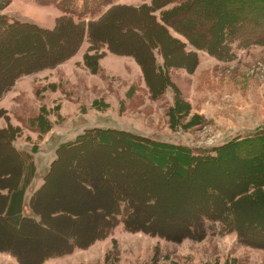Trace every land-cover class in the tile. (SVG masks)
Returning <instances> with one entry per match:
<instances>
[{"label": "rangeland", "instance_id": "374dc122", "mask_svg": "<svg viewBox=\"0 0 264 264\" xmlns=\"http://www.w3.org/2000/svg\"><path fill=\"white\" fill-rule=\"evenodd\" d=\"M68 2L61 0L60 4ZM121 2L125 4H116L117 7L141 8L161 24L177 6L162 4L161 0ZM257 9L260 12V5H256ZM60 15L61 11L53 5H38L33 0H0V16H6L10 23H31L38 30L15 28L14 33L12 30L1 35L0 89L16 81L2 97L14 92L6 99L0 98V131L9 129L5 138L18 139L21 148L33 154L35 189L55 158V148L62 142L70 145L60 153L62 162L54 168L38 200L47 195L53 197L51 204L60 203L53 209L68 208L70 196L80 204L88 203L78 215H92L88 217L93 222L88 223L92 226L87 234L97 235L99 231L88 245H75L67 254L53 256L44 264H264V248L259 247L262 238L260 232L254 231L264 215V202H260V197L264 198V177L260 178V173L264 175V152L259 161L249 163L241 161L228 146L221 148L228 142L253 139L251 135L257 129L264 132V40H249L242 46L235 41L217 58L202 51L207 58L201 63L195 58L166 63L165 57L161 60L158 56L162 63L158 71L167 86L157 95L154 87L151 94L139 85L145 71L135 56L127 55L122 63L118 59L121 74L106 76L100 73L99 66L107 52L104 45L97 46L98 50L89 46L83 58L80 55L81 59L64 65L78 50L70 58L61 59L66 50L72 51L75 39L72 36L66 43L62 31L63 35L54 33L50 50H44L41 31H53ZM215 16H219L217 12ZM118 30L112 43L119 42L131 50L139 48L132 37H119ZM168 31L172 38L184 43L180 33ZM214 31L219 30L216 27ZM13 52L25 55L12 61ZM48 62L57 63L41 69ZM181 66H185L183 72ZM107 69L109 72L112 67ZM22 70L31 72L18 76ZM98 72L103 82L94 77ZM19 80L23 81L16 84ZM65 81L71 85L65 87ZM58 83L62 84V92L54 94ZM155 131L161 137H156ZM132 134L138 135V142L132 141ZM2 135L0 160L12 158ZM45 137L34 150L33 146ZM174 147L181 149L176 152L178 157L171 158ZM185 147L201 157L217 155L218 159L184 169L177 161L187 162L182 150ZM166 163L169 166L164 171L161 166ZM249 183L253 184L250 203L243 199L234 204L240 227L238 236L214 218L222 214L223 199L243 191ZM86 185L101 195L104 192L102 197L107 203L102 206L115 213L108 216L110 220L105 219L110 211H98L103 207L96 208L97 202L92 198L95 194H90ZM150 199L156 202L152 208L146 205ZM25 213L33 215L31 211ZM201 215L212 219H202ZM105 221L108 223L104 227ZM3 227L5 234L13 230L19 233L13 240L9 234L7 242L24 264L47 253L44 246L52 241L55 247L64 245L55 237L48 240L50 235L37 228L24 229V224L8 222ZM85 236L88 235L79 232V237ZM2 239L0 236L1 246ZM4 251L0 250V264H15L16 260Z\"/></svg>", "mask_w": 264, "mask_h": 264}, {"label": "trees", "instance_id": "16d2710c", "mask_svg": "<svg viewBox=\"0 0 264 264\" xmlns=\"http://www.w3.org/2000/svg\"><path fill=\"white\" fill-rule=\"evenodd\" d=\"M33 1L42 6L53 5L63 13V16L58 18L57 24L53 31L43 32L40 30L41 35L39 36V38L44 45V50H50L52 37H55L54 33H60L61 35H63L61 32L64 31V39L66 43H69V41H71L72 36L75 37L74 42L70 48L72 51H69L68 49L65 52L66 55H64V58H61L62 56L60 57L61 59H68L74 52L78 50L86 31L88 38L93 43L92 47H94V45L97 43H105L108 45V48L115 53H123L126 55L135 56L145 71L144 78L151 94L154 93L153 87L157 89L156 94L159 95L162 94L163 90L167 86V83L162 76L163 74H161L158 71V68L155 66V60L152 53L153 49H159L161 55L165 57L166 63L168 60L173 61L174 63L180 60L179 58H187V61L189 59H196L194 54H186L184 52L183 49L185 45L172 38L169 34L168 28L180 33L181 36L187 40L188 44L196 50L205 51L216 58L219 56V52L227 49L235 41H238L240 43V46H242L245 43L249 42V40H264V0H161L160 3L162 4H177V6L172 11L168 12L169 14L167 13V18H163L162 24L156 22L153 17L147 15L145 10L141 8L137 10L114 6V0H69L67 4H60L61 0ZM155 1L156 0H154V3ZM256 5H260V12H258V9L256 10ZM104 7L105 10L103 9ZM215 12H217V14L221 18H219V16L216 17ZM86 14L93 15L94 18L87 19L85 16ZM5 17L6 16H0V38L2 37L1 35L9 34L12 30V33H14V31L16 30L15 28H25L38 31L37 28L31 23H20L17 21L14 23H10ZM74 19H76V21ZM110 20H113L114 22L111 23ZM184 21H187V24H184ZM216 27L217 31L219 30L218 32L214 31V28ZM116 29H119V37H132L137 42L139 48L131 50L125 47L123 44H120L119 42L112 43L113 36L116 35ZM69 32L74 33V35L71 34V36H69ZM214 33L218 35H213ZM64 36H62L60 40L63 39ZM68 46L69 45L66 44V47ZM221 47H223L222 50L220 49ZM24 55L25 54H23V52H13V54L11 55V59L12 61H17L20 60ZM55 63L48 62V64L42 66L41 69H44L43 67H53L54 65H56ZM35 68L36 67L33 68V72H35ZM27 72L31 71L25 72L22 70V72L18 76ZM15 81L16 80H12L9 84L6 83L1 87L0 98L4 95V93L9 91ZM152 81L153 83H151ZM92 129H98L97 131L102 132L108 131V129L104 128ZM90 130L91 129H88V131ZM256 131L257 134L255 133L254 136L251 135L253 139L247 140L245 142L240 141L238 143L228 142L225 145H222L221 148L228 146L234 151L233 152L231 150V152H233L234 155L238 156L241 161H247L249 163L250 161H259L261 156L260 153L264 152V132H262L260 129H257ZM0 132L1 135L3 134L2 137L6 139L5 141L7 142L9 152L12 151V149L10 148V141L12 140V138H5L4 135L5 132H9V129L5 132ZM132 135H134L133 137H130L132 141L138 142V135ZM260 140L262 141L260 142ZM165 144H168L167 146L170 145L169 143H164V145ZM68 147H70V145L64 143L57 149V158L52 162L50 169L47 171L43 186L38 191H36L31 198V206L32 208H34V210H38L34 212L38 214L39 220H35L34 218L29 217H22L20 215L16 216L14 215L16 211H0V236L3 237V241L1 240V244L6 248L4 249L0 245V250L13 251V248L7 242L9 238L8 235L11 234L13 237L11 240H13L17 237V234H19L17 230L12 233L5 234V232L7 231H4L3 225L7 224L8 222H10L11 224L16 223L18 226H22L24 224V229L25 227L37 228L42 231L41 233L50 235L48 237V240L52 237H55V239L60 243L64 242L63 247H55L53 241L50 244L48 243L46 247L44 246V248L48 252H44L42 256L33 257V260L30 262V264H39L47 257L66 254L70 252L75 245H88L94 238L98 236L99 231L98 233L97 231L94 232V234L97 233V235H93L90 233L87 234L89 227L92 226H89L90 224L88 223L93 222V220H89L88 217L92 215H85V217L83 216V218H80L81 216L78 215L82 213V211L80 210L81 208H83V205H85L86 207L88 203L85 204L82 201L80 204L78 201H75L76 199L71 198L70 196L67 198V200H69L68 208L63 207L61 209H53L55 205L60 204L59 202L58 204H51L54 202L53 197L47 195L43 197V199L39 198L38 200L40 193L42 191L44 192V190L48 186V183L50 181L49 177L53 175L54 168L62 162V159H60V153L64 148ZM174 149L176 150L173 154L170 155L171 158L179 156V154L176 152L178 149H181V147H174ZM182 150L183 153L187 154L188 160L187 162L177 161V163H180L181 167H183L184 169H187L188 167L195 168V165L198 162H213L215 161V159H218L217 155H207L204 157L196 155L193 152L195 150L191 149L190 147L182 148ZM10 155H12V158L10 157V159L14 160V163H16L17 167H19L18 165H20L21 163L20 160L17 159L16 156L15 160L13 158L14 154L12 153H10ZM255 164L259 165L260 163ZM168 166L169 164L166 163V166L162 165L161 169H164V171L168 170ZM263 177L264 175L260 173V178ZM86 187L88 188V185H86ZM252 187V183L246 184V186H244V190L246 189L245 191L243 190L239 193L237 192L232 195L231 198L225 197L223 199L225 207L222 210V214L216 216V218H214V221L222 225V227H224V229H226L227 231H236L238 236H240V227L236 221L237 214L236 211H234V204L243 199L247 203H250L249 196L251 195V193L249 192V190H251ZM88 189L91 190L90 194H95L94 196H92V198L97 202L95 203V205H98L96 208L102 206V204L106 205L105 203L107 202L102 197V195H104V192L101 195L99 190L98 192H95L94 189ZM88 193L86 194L90 196V194ZM3 199L4 197L0 195V205ZM18 202V199H11L9 206ZM260 202H264L263 197H260ZM146 205L152 208L156 205V202L154 199H150ZM102 207L103 209H99L98 211L103 213H105V211H110L111 214L109 212V214H106L105 217L106 220H110V217L108 216H113L115 214L114 210H107V207ZM201 218H209L210 220L212 219V217H209V215H201ZM86 219L87 223L85 222ZM260 222H262V224L260 223V226H256L254 231L260 232V238L262 239H260L259 247L264 248V215L260 216ZM106 223L108 222H104V227ZM149 224L150 222H146V225ZM188 229L189 231L191 230L190 227ZM79 232H84V235L88 236L81 238L79 237ZM254 246H258V244H255ZM15 254L17 255V253ZM17 257L20 261V264H24L23 259L20 258L19 255H17Z\"/></svg>", "mask_w": 264, "mask_h": 264}, {"label": "crops", "instance_id": "0c3cea01", "mask_svg": "<svg viewBox=\"0 0 264 264\" xmlns=\"http://www.w3.org/2000/svg\"><path fill=\"white\" fill-rule=\"evenodd\" d=\"M116 4H125V3L121 2V0H115L114 6H117ZM61 16H63L62 12H61V15L58 16L57 18H59ZM74 20L76 21V19H74ZM86 22H87V20H86ZM168 29L171 30L170 28H168ZM183 40H184L183 44L185 45V47L183 49L184 52L186 49H188L186 54H194L196 59L197 60L199 59L200 63L203 62V60L205 58H207V57H205L206 54L204 52H202L200 50H196L195 48L190 46L186 39H183ZM92 44L93 43L88 38L87 32L85 31L84 38H83L82 43L80 44V46L78 48L77 54L74 57H72L70 60H68L64 65H68L69 63H72L74 61V59L75 60L81 59L80 55H82L81 57L83 58V56L86 53V50L88 49L89 46H91V49H94L92 47ZM99 45H104L107 47V52H105V57L99 61L100 73H102L103 75H106V76H107V74H111L112 76L121 74L120 71H122V69L119 66V60H121V63H122V61H124V59L128 58L129 56H127L126 54H123L127 57H125V56L116 57L117 55H114L115 52H114V54L111 53L113 51H111L108 48L107 44L97 43L94 45V47H96V49H97V46H99ZM84 49H85V51L80 54V51L84 50ZM152 53H153V57L155 60L156 67L158 68V66H159L160 68H162V63L159 61L158 56L160 57L161 60H162L163 56L161 55L159 49L158 48L153 49ZM131 59L134 60L133 58H131ZM110 66L112 67V69H111V71L108 72L107 68ZM184 67L185 66H183V67L181 66V70H182L181 72L184 71L183 70ZM117 72H119V73H117ZM100 73L98 72L97 74L94 75V77H96L98 80L100 79L101 82H103L102 76H99ZM64 78L67 80V77H64ZM22 81L23 80H19V81H17L16 84L21 83ZM62 83H66V81L62 82ZM138 83L141 86V88H144V90L149 89L147 83L144 82V78L141 79V82L138 81ZM59 85H62V84H59V83L57 84L56 93H54V94H57L60 91L62 92V89L59 87ZM70 85L71 84L69 82H67L65 84V87H69ZM12 92H14V91L8 92L7 95L2 97V99H6L9 95H11ZM66 92H67V90H66ZM193 108L197 109L196 105L193 104ZM117 117L120 118L119 115H117ZM129 131H131V130L129 129ZM157 132L158 131H155L156 137H161V136H159V132L158 133ZM46 137L41 138L39 140V142L36 143L37 146H33V149L35 150L39 144L43 143L45 141ZM19 143H21V142H19L18 139H12L10 141V148L12 149V151H10V153L14 154V157H13L14 159L16 156V158L20 160L21 163H20V165H18L19 167H17L16 163H14L15 161L10 159V157L2 158L0 160V195L4 197V199L2 200L1 205H0V211H16L14 213V215H16V216L20 215L22 217H29V218H34L35 220H39L38 214L36 212H34V211H38V210H36V209L34 210V208H32V206H31V198L33 197V194L43 186L44 181H45V175H46L47 171L50 169L52 162L57 158V154H56L57 149L60 147V145L66 143V142L60 143L55 148V158L50 162L49 168L46 170V172L41 177L42 183H40L39 184L40 186L37 187L36 189H35L34 185L37 182V179H36L37 177H35V175H34L35 174V172H34L35 171V164H34L33 154L27 150L22 149L21 148L22 145H20ZM17 155L19 158L17 157ZM11 199H18L19 202L13 204V206L12 205L9 206ZM25 202H27V207H24ZM25 211H31L33 215L27 214V213H25ZM14 231L15 230H13L12 232H14ZM13 251L6 250V251H4V253L12 256L16 260L15 264H20V261H19L17 255L15 254L14 249H13ZM51 257H53V256L45 258L39 264H44L47 260L51 259Z\"/></svg>", "mask_w": 264, "mask_h": 264}]
</instances>
